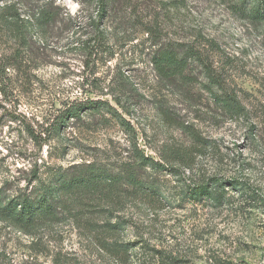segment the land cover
<instances>
[{"label": "rangeland", "instance_id": "rangeland-1", "mask_svg": "<svg viewBox=\"0 0 264 264\" xmlns=\"http://www.w3.org/2000/svg\"><path fill=\"white\" fill-rule=\"evenodd\" d=\"M26 1L36 11L53 4L65 18L85 19L74 29L66 20L51 28H27L21 35L13 22L0 21L1 202L32 196L53 174L73 165L128 159L134 138L116 118L90 111L80 120L62 116L86 101L116 106L114 98L129 111L119 109L147 156L159 161L167 147L200 148L196 179L204 171L233 178L243 158L252 163L246 176L264 192V152L256 151L251 136L254 125L264 126V23L242 19L226 0H118L97 32L85 25L96 21V3ZM167 46L209 54L217 72L238 91L249 121L223 117L197 65L192 76L198 83L192 87L162 82L152 59ZM158 177L166 194L181 191L183 177L166 172ZM173 202L153 226L142 227L152 243L174 246L185 264H210L213 252L221 257L217 264H264V207H178ZM44 235L34 243L0 220V264H56L60 253L68 264H114L97 258L72 225Z\"/></svg>", "mask_w": 264, "mask_h": 264}, {"label": "trees", "instance_id": "trees-1", "mask_svg": "<svg viewBox=\"0 0 264 264\" xmlns=\"http://www.w3.org/2000/svg\"><path fill=\"white\" fill-rule=\"evenodd\" d=\"M85 0H78L84 7ZM118 0H89L96 3L98 15L96 21L91 18L86 27H95L101 31L103 21L109 15L110 6ZM231 3L236 14L254 25L264 23V0H226ZM0 21L13 22L18 35L27 28L45 26L55 27L68 20L73 29L84 22L85 18L71 16L60 11L59 6L49 4L41 10H33L26 0L8 2L0 0ZM85 17V16H84ZM87 41L83 42L85 46ZM153 70L162 82L174 85L181 82L192 87L198 82L192 76L197 65L202 69L207 81L206 89L210 93L222 115L229 121H249L250 113L243 104L236 88L227 78L217 72L209 54L201 50L173 48L159 49L152 59ZM116 106L101 100L81 102L62 116L67 120H80L83 113L92 115L103 112L116 118L133 139L131 155L122 162H92L73 165L68 172L53 174L48 183L32 196L23 199L0 201V220L9 223L25 235L31 236L34 243L45 237L50 229L72 225L78 235L92 244L99 259L114 264H185L184 255L176 252L174 246L164 242L152 243L150 232L143 226H153L159 219L161 210L174 205L177 201L184 207L188 203L194 206L212 205L215 209L251 208L254 205L264 207V192L254 188L247 171L252 163L242 158L238 174L231 177L209 174L204 171L199 179L195 178L197 153L195 146L167 147L161 160H156L139 148L138 134L123 114L129 113L121 98H114ZM63 118V117H62ZM30 136L39 140V136L28 130ZM193 133V132H192ZM195 140L198 137L194 134ZM254 148L264 152V126L254 125L251 130ZM190 174L186 177V172ZM170 173L183 177L181 191L168 195L162 188L159 175ZM209 173V172H208ZM182 203V204H181ZM133 235L134 240L129 237ZM171 235V234H169ZM168 235V236H169ZM213 252L208 257L210 264H217L221 257ZM58 254L56 264H68L66 254Z\"/></svg>", "mask_w": 264, "mask_h": 264}]
</instances>
